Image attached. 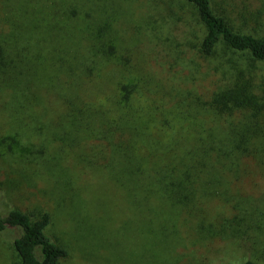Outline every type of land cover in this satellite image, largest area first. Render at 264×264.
Returning <instances> with one entry per match:
<instances>
[{
    "label": "rangeland",
    "instance_id": "rangeland-1",
    "mask_svg": "<svg viewBox=\"0 0 264 264\" xmlns=\"http://www.w3.org/2000/svg\"><path fill=\"white\" fill-rule=\"evenodd\" d=\"M213 2L236 28L264 33V0ZM187 9L184 0H0V209L49 212L47 233L69 250L61 264L264 261V168L247 161L238 179H222L221 195L181 207L164 194L115 185L81 161L90 142L71 145L76 133L63 101L76 60L93 68L78 96L114 109V99L127 101L124 86L138 82L134 113L168 133L209 113L196 97L209 99L237 68L264 91V61L249 52L221 42L214 56H201L204 31ZM92 50H117L118 61L104 63ZM184 96L192 104L182 106ZM19 233L0 232V264H21Z\"/></svg>",
    "mask_w": 264,
    "mask_h": 264
},
{
    "label": "trees",
    "instance_id": "trees-1",
    "mask_svg": "<svg viewBox=\"0 0 264 264\" xmlns=\"http://www.w3.org/2000/svg\"><path fill=\"white\" fill-rule=\"evenodd\" d=\"M184 1L193 8V11L187 9L190 23L204 31L199 46L201 56H214L217 46L223 42L235 51L249 52L254 59L264 61L262 31L236 28L213 0ZM92 52L101 56L104 63L118 61L117 50ZM92 69L85 61L76 60L75 66L68 70V94L63 102L76 133L71 145L90 142L93 147L86 145V156H80L81 161L89 163L84 164L88 169L106 173L115 185L121 183L131 191L141 188L149 193H161L173 204L190 207L200 195H221L218 190L225 185L222 179H238L246 173L245 162L264 168V91L257 88L250 72L237 68L232 82L213 92L209 99L196 97L197 104L208 105L209 113L191 121L192 128L168 133L162 129L151 130L156 122L152 119L143 122L134 113L129 99L138 92V82L134 83V89L125 84L129 88L127 101L124 104L114 99V109L104 108L100 100L92 102L78 96L79 89H83L80 80L88 77ZM179 101L182 106L192 104L185 96ZM206 117L207 121L203 119ZM95 142L99 145L97 151ZM88 150L95 152L93 159L89 158ZM131 181L134 187L126 184ZM51 222L47 211L30 214L13 208L3 215L0 209V232L20 230L14 239V248L21 264H61L68 256L67 247L47 233ZM262 260L249 258L234 264H264Z\"/></svg>",
    "mask_w": 264,
    "mask_h": 264
}]
</instances>
